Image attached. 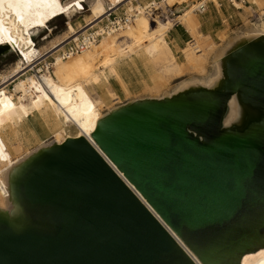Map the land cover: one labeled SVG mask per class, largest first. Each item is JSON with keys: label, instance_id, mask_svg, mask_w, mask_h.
<instances>
[{"label": "water", "instance_id": "95a60500", "mask_svg": "<svg viewBox=\"0 0 264 264\" xmlns=\"http://www.w3.org/2000/svg\"><path fill=\"white\" fill-rule=\"evenodd\" d=\"M236 93L264 109V46L231 58L225 92L134 102L93 143L44 153L16 191L50 229L0 220V264H240L264 248V122L220 130Z\"/></svg>", "mask_w": 264, "mask_h": 264}, {"label": "bare ground", "instance_id": "6f19581e", "mask_svg": "<svg viewBox=\"0 0 264 264\" xmlns=\"http://www.w3.org/2000/svg\"><path fill=\"white\" fill-rule=\"evenodd\" d=\"M231 2L237 10L243 9V2ZM209 3L220 7L218 0H164L160 4L89 0V10L82 12L79 0H0V54H14L18 49L21 57L0 71V220L17 231L30 225L50 229L44 218L25 211L17 197V180L36 159L67 140L86 138L93 143L98 124L112 112L138 101L227 90L231 58L242 48L264 46V0H252L261 9L258 22L247 23L240 32L223 34L219 44L201 32L197 13ZM119 6L134 19L118 31L106 29L100 23ZM162 10H169L165 18L160 16ZM77 16L83 23L74 24ZM62 17L66 30L53 36L48 24ZM176 26H182L191 39L183 49L167 39ZM90 31L99 36L95 43L82 53L64 55L69 44ZM42 32L47 34L41 36L44 44L38 46L33 36ZM177 52L183 63L177 60ZM49 59L52 70L41 79L25 75ZM137 64L148 74L139 98L132 95L129 78H125ZM172 81L176 83L170 86ZM115 84L127 102H122ZM31 119H38L51 136L29 150L26 147L37 134L34 128L25 131ZM263 122L264 109L236 93L225 105L220 130L242 133ZM171 234L196 260L185 243ZM240 264H264V248L246 253Z\"/></svg>", "mask_w": 264, "mask_h": 264}, {"label": "rangeland", "instance_id": "374dc122", "mask_svg": "<svg viewBox=\"0 0 264 264\" xmlns=\"http://www.w3.org/2000/svg\"><path fill=\"white\" fill-rule=\"evenodd\" d=\"M218 1L220 2L219 8H217L213 3H209V5L206 6L207 9L204 14L197 13L202 24L201 32L204 35H210L216 44L220 43V38L223 34L231 35L232 33L240 32L244 29L247 23H256L259 20L261 9L259 6L254 5L252 3V0H238V2L240 3L243 2L242 10H237L231 0ZM168 11L169 10H162L160 16H163L165 18V16L168 15ZM78 22L83 23L82 18L77 16L74 18V24ZM65 24L66 20L63 17L53 21V36L63 33L66 30ZM45 33L47 34V32H42L39 36L36 37L38 46L44 44L42 41L43 38L41 36ZM176 35L181 36L183 41L182 44L179 45L180 49H183L185 45L191 40L182 26H176L172 31L169 32L167 39L171 44ZM176 57L180 63H183V56L180 52L176 53ZM16 60L17 58L14 56V54H0V71L14 64ZM125 78H129L128 84L132 95L139 98L143 91V81L148 79V74H146L143 65L139 64L138 66L137 64V69L131 71V75ZM175 83L176 81H172L170 83V86L175 85ZM11 88L12 86L10 87V89ZM114 88L121 98L122 102H127V98L122 92L119 85L115 84ZM38 123V119H31L30 123L26 127V133L32 128L37 131L36 136L33 139H30V142L26 147L29 150L35 148L41 141L47 140L51 136L50 133L45 128H41Z\"/></svg>", "mask_w": 264, "mask_h": 264}, {"label": "built area", "instance_id": "2783aa9c", "mask_svg": "<svg viewBox=\"0 0 264 264\" xmlns=\"http://www.w3.org/2000/svg\"><path fill=\"white\" fill-rule=\"evenodd\" d=\"M67 1V0H65ZM80 3L82 4L83 10L82 12H86L89 10V0H79ZM152 3L160 4L164 2V0H149ZM242 1V0H239ZM153 6V5H152ZM207 6V5H206ZM207 7L202 8V12L200 14H204L206 12ZM117 11H113L109 13V16L106 17L100 24L103 25L106 29H114L118 31L119 29H122L126 25H128L134 17H129L123 12V7L119 6L116 8ZM81 12V11H80ZM48 27L53 29L52 23L48 24ZM44 31H48L47 29ZM33 38H36V36H33ZM44 38V37H43ZM99 39V36L96 35V32L90 31L87 36L81 37L78 42H74L72 44H69L66 51L63 52L64 55L66 56L75 52V53H82L84 50H86L91 44L95 43ZM19 50L16 49L14 50V56L19 59L20 54ZM52 59L48 60V63L42 62L33 68H30L26 71L25 75L28 74H35L36 77L38 76L40 79L41 77L45 74L48 73L52 70ZM24 75V76H25ZM0 85H1V80H0ZM1 94V92H0Z\"/></svg>", "mask_w": 264, "mask_h": 264}, {"label": "crops", "instance_id": "0c3cea01", "mask_svg": "<svg viewBox=\"0 0 264 264\" xmlns=\"http://www.w3.org/2000/svg\"><path fill=\"white\" fill-rule=\"evenodd\" d=\"M182 38H181V36H179V35H176L175 37H174V39L172 40V45H174L175 43L179 46V45H181L182 44ZM180 47V46H179Z\"/></svg>", "mask_w": 264, "mask_h": 264}]
</instances>
